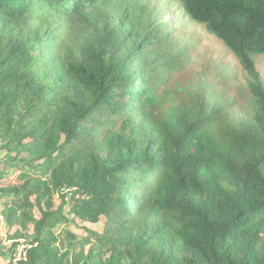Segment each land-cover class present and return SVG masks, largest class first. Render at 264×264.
Here are the masks:
<instances>
[{
    "label": "trees",
    "instance_id": "1",
    "mask_svg": "<svg viewBox=\"0 0 264 264\" xmlns=\"http://www.w3.org/2000/svg\"><path fill=\"white\" fill-rule=\"evenodd\" d=\"M180 2L246 86L171 81L140 0H0L2 264H264V0Z\"/></svg>",
    "mask_w": 264,
    "mask_h": 264
},
{
    "label": "rangeland",
    "instance_id": "2",
    "mask_svg": "<svg viewBox=\"0 0 264 264\" xmlns=\"http://www.w3.org/2000/svg\"><path fill=\"white\" fill-rule=\"evenodd\" d=\"M141 10H144L143 20L144 24L150 23L159 29V39L157 42V47L164 51L165 54L160 55L161 63L167 62L166 60L170 57L184 58L187 59L186 64L181 66L180 72L177 70L172 71L171 81L174 79H184L188 76L198 75L202 70H208L209 82L205 85L207 89H213L216 86L219 77L218 73H221L220 77L223 78L230 76L231 84L235 87V84H240L246 86L247 76L244 71H242L234 55L230 50L215 36L207 32L202 24L193 21L185 12L180 0H140ZM117 13V12H116ZM114 14L115 18H118L119 14ZM136 29L140 27V21L137 19H132ZM131 28L124 29V34H127ZM134 39L132 40V43ZM170 55H167V54ZM160 54V53H159ZM50 56V54H47ZM176 57V58H175ZM254 61L256 69L259 72L260 78L264 83V54H259L254 56ZM153 66V65H151ZM135 69V68H134ZM136 71V69H135ZM165 74L168 70L163 69ZM212 85V86H211ZM236 114V112H234ZM118 125V123H115ZM24 152L21 157L25 156ZM14 161L9 160L5 155L4 151H0V180L4 178L3 173H8L13 168ZM22 164V163H21ZM21 171L25 173H35L29 165H21ZM39 168V167H37ZM38 171V169H37ZM18 172H12L9 177L10 179H15ZM47 176V175H46ZM8 178V177H7ZM66 192V191H64ZM1 196V195H0ZM57 198V194L55 195ZM6 196L0 197V239L2 244L0 245L1 250H6V247L10 245L12 239H7L8 229L5 226L3 203L6 201ZM68 212L69 207L65 208ZM72 216L68 215L70 219ZM104 219L101 218L100 222L89 223L87 226L90 229L100 230L102 228ZM7 228V229H6ZM64 228L71 231L78 232L72 223L65 224L60 223L55 226V233H59ZM11 230V229H10ZM11 233V232H10ZM17 241H21L15 252L16 259H19L23 254L24 240L22 238H17ZM0 259V264H2Z\"/></svg>",
    "mask_w": 264,
    "mask_h": 264
}]
</instances>
